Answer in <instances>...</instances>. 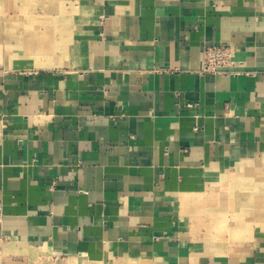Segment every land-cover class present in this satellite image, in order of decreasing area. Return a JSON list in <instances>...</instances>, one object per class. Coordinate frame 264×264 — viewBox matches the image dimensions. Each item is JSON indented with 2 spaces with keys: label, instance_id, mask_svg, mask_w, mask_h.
I'll return each mask as SVG.
<instances>
[{
  "label": "crops",
  "instance_id": "1",
  "mask_svg": "<svg viewBox=\"0 0 264 264\" xmlns=\"http://www.w3.org/2000/svg\"><path fill=\"white\" fill-rule=\"evenodd\" d=\"M55 5L2 23L0 242L45 264H264V0ZM211 44L231 48L217 73Z\"/></svg>",
  "mask_w": 264,
  "mask_h": 264
},
{
  "label": "rangeland",
  "instance_id": "2",
  "mask_svg": "<svg viewBox=\"0 0 264 264\" xmlns=\"http://www.w3.org/2000/svg\"><path fill=\"white\" fill-rule=\"evenodd\" d=\"M56 0H0V34L2 29V23L6 15H9L10 10L16 12L20 18L24 19L27 23L32 18H42V17H53L57 10H55ZM263 158L260 156L258 159ZM234 173L228 175V177L233 180ZM260 209H264V202L259 205ZM225 231L228 228L226 223L221 224ZM221 225L218 227L217 232L222 233L220 230ZM9 244L6 242H0V264H45L46 262H38V253L33 251H25L24 255H15L14 251L9 250ZM19 251V250H17ZM76 262V261H75ZM59 260H51L49 264H57ZM76 264V263H75Z\"/></svg>",
  "mask_w": 264,
  "mask_h": 264
},
{
  "label": "built area",
  "instance_id": "3",
  "mask_svg": "<svg viewBox=\"0 0 264 264\" xmlns=\"http://www.w3.org/2000/svg\"><path fill=\"white\" fill-rule=\"evenodd\" d=\"M231 48L227 45L211 44L204 49L203 71L217 73L232 64ZM54 186L51 187V190Z\"/></svg>",
  "mask_w": 264,
  "mask_h": 264
},
{
  "label": "bare ground",
  "instance_id": "4",
  "mask_svg": "<svg viewBox=\"0 0 264 264\" xmlns=\"http://www.w3.org/2000/svg\"><path fill=\"white\" fill-rule=\"evenodd\" d=\"M220 230H221V232H222V230H224V227H223V225H221V227H220ZM76 260H74V259H72L69 263L70 264H75V263H77V261L75 262Z\"/></svg>",
  "mask_w": 264,
  "mask_h": 264
}]
</instances>
